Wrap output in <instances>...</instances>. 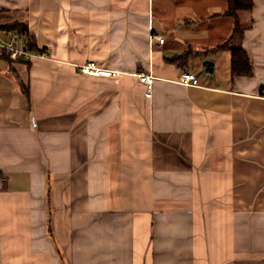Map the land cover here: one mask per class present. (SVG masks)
Masks as SVG:
<instances>
[{
	"label": "crops",
	"instance_id": "crops-1",
	"mask_svg": "<svg viewBox=\"0 0 264 264\" xmlns=\"http://www.w3.org/2000/svg\"><path fill=\"white\" fill-rule=\"evenodd\" d=\"M227 9L0 0L47 55L0 53V264H264V0Z\"/></svg>",
	"mask_w": 264,
	"mask_h": 264
},
{
	"label": "built area",
	"instance_id": "built-area-1",
	"mask_svg": "<svg viewBox=\"0 0 264 264\" xmlns=\"http://www.w3.org/2000/svg\"><path fill=\"white\" fill-rule=\"evenodd\" d=\"M156 39L163 43L162 36H156ZM6 53L12 60L20 58L33 59L45 58L46 53L31 50L30 41L26 34L19 33L15 30H0V53ZM81 72L87 75L112 77L116 75L115 72L98 67L94 62H90L81 68ZM140 81L145 84L150 91L153 87L154 78L149 74H142ZM181 83L185 85H197L198 79L190 72H184L181 76ZM6 183V177L0 174V189H3Z\"/></svg>",
	"mask_w": 264,
	"mask_h": 264
},
{
	"label": "trees",
	"instance_id": "trees-1",
	"mask_svg": "<svg viewBox=\"0 0 264 264\" xmlns=\"http://www.w3.org/2000/svg\"><path fill=\"white\" fill-rule=\"evenodd\" d=\"M253 7H254V0H228V9L225 15L237 19L235 31L231 38V41L232 39L234 40L240 38L244 31L243 26L238 19L239 14L241 12L251 11ZM9 27L15 28V26H11V25ZM229 44L230 43L227 42L223 46L219 47V49L228 48ZM230 50L232 52L233 75L235 76L242 74L250 75L252 73V66L250 64L249 56L247 52L244 49L237 47H231Z\"/></svg>",
	"mask_w": 264,
	"mask_h": 264
},
{
	"label": "water",
	"instance_id": "water-1",
	"mask_svg": "<svg viewBox=\"0 0 264 264\" xmlns=\"http://www.w3.org/2000/svg\"><path fill=\"white\" fill-rule=\"evenodd\" d=\"M203 67L205 68V70L207 72H211V71H213L214 64H213L212 61L206 60V61L203 62Z\"/></svg>",
	"mask_w": 264,
	"mask_h": 264
},
{
	"label": "rangeland",
	"instance_id": "rangeland-1",
	"mask_svg": "<svg viewBox=\"0 0 264 264\" xmlns=\"http://www.w3.org/2000/svg\"><path fill=\"white\" fill-rule=\"evenodd\" d=\"M6 17H7V16H6L5 14H4V15H1V14H0V23H1V21L4 20Z\"/></svg>",
	"mask_w": 264,
	"mask_h": 264
},
{
	"label": "bare ground",
	"instance_id": "bare-ground-1",
	"mask_svg": "<svg viewBox=\"0 0 264 264\" xmlns=\"http://www.w3.org/2000/svg\"><path fill=\"white\" fill-rule=\"evenodd\" d=\"M19 33L26 34L24 31H18Z\"/></svg>",
	"mask_w": 264,
	"mask_h": 264
}]
</instances>
